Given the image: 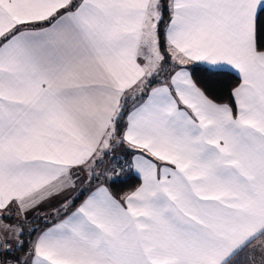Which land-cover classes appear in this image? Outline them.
Returning <instances> with one entry per match:
<instances>
[{"label": "snow or ice", "instance_id": "1", "mask_svg": "<svg viewBox=\"0 0 264 264\" xmlns=\"http://www.w3.org/2000/svg\"><path fill=\"white\" fill-rule=\"evenodd\" d=\"M0 264H264V0H0Z\"/></svg>", "mask_w": 264, "mask_h": 264}, {"label": "trees", "instance_id": "2", "mask_svg": "<svg viewBox=\"0 0 264 264\" xmlns=\"http://www.w3.org/2000/svg\"><path fill=\"white\" fill-rule=\"evenodd\" d=\"M220 99L222 101H226L227 100V96L226 95H221ZM136 183H138V182L135 179H133L127 185L122 186V188H120V189H114L113 191L115 192V194L120 195L124 191H130L136 185Z\"/></svg>", "mask_w": 264, "mask_h": 264}]
</instances>
